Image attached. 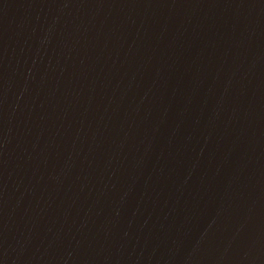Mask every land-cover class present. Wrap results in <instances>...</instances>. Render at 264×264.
Here are the masks:
<instances>
[{"label":"water","instance_id":"water-1","mask_svg":"<svg viewBox=\"0 0 264 264\" xmlns=\"http://www.w3.org/2000/svg\"><path fill=\"white\" fill-rule=\"evenodd\" d=\"M0 264H264V0H0Z\"/></svg>","mask_w":264,"mask_h":264}]
</instances>
